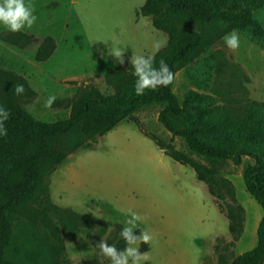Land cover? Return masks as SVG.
Masks as SVG:
<instances>
[{
  "label": "rangeland",
  "instance_id": "obj_1",
  "mask_svg": "<svg viewBox=\"0 0 264 264\" xmlns=\"http://www.w3.org/2000/svg\"><path fill=\"white\" fill-rule=\"evenodd\" d=\"M25 2L34 6L37 19L31 28L18 32L33 40L24 46L9 44L1 37L11 31L0 26V70L25 81L31 95L22 99V106L41 122L68 118L71 104L85 96L91 84L104 95L111 94V85L105 80L107 72L126 70L130 58L153 56L166 45V35L155 30L149 18L136 13L145 0ZM253 18L264 27V6ZM239 36L237 49H229L222 37L197 59L202 73L206 70L210 74L208 86H197L184 68L175 73L172 92L180 104L190 91L234 115L250 101L264 102V49ZM48 39L52 53L37 61L39 47L50 48L45 43ZM112 44L124 49L123 64L107 55ZM49 96L55 100L47 107ZM159 110L158 105L138 110L132 118L140 130L123 120L105 135L96 136L90 149L81 147L43 172L48 202L58 209L50 210L44 204L42 191L28 206L46 210L58 226L63 238L58 264H110L95 246L103 239L118 249L125 247L120 231L126 226L129 209L144 217L134 231H147L152 236L145 244L147 260L142 264H219V254L229 263L255 247L263 212L246 192L242 179L251 161L244 158L240 166H234L228 160L207 161L192 153L183 139L171 138L159 124ZM142 132L166 143L172 141L176 150L231 182L236 204L242 210V232L237 238L228 232L227 218L193 170L164 155ZM231 205L225 197L222 210ZM14 226L12 246L24 242L31 247L25 221L18 219ZM40 237L45 239L42 231Z\"/></svg>",
  "mask_w": 264,
  "mask_h": 264
},
{
  "label": "trees",
  "instance_id": "obj_2",
  "mask_svg": "<svg viewBox=\"0 0 264 264\" xmlns=\"http://www.w3.org/2000/svg\"><path fill=\"white\" fill-rule=\"evenodd\" d=\"M263 6L264 0H145L136 13L149 18L152 27L166 35V45L153 55L156 66L163 59L174 76L184 68L185 75L197 86H208L210 74L206 70L202 73L196 63L215 41L236 30L264 49V27L253 18ZM1 38L17 46L33 40L20 32H9ZM45 43L50 48L39 47L37 61L52 53L51 40ZM204 76L207 78L201 80ZM105 80L111 85V94L104 95L91 84L88 93L71 104L68 118L46 123L23 108L22 99L31 95L25 81L0 70V106L10 113L4 125L7 135L0 137V264H58L57 256L63 251L58 226L46 210L28 206L42 191L44 204L50 210L58 209L48 202L42 185L43 172L61 164L81 147L90 149L96 136L105 135L123 120L131 121L140 130L132 115L154 105L160 106L159 124L171 138L183 139L192 153L207 161L228 160L234 166H240L244 158L251 161L242 179L246 192L263 212L257 242L229 263L219 254V264H263L264 102L250 101L239 115H234L217 109L206 96L190 91L180 104L172 92L173 83L137 96L131 65L126 70L116 68L107 72ZM16 84H23V94H15ZM142 134L151 138L164 155L193 170L196 179L206 185L208 194L217 201L219 212L227 218L228 232L237 238L242 232V210L236 204L231 182L216 177L212 169L176 150L172 141L166 143L155 135ZM69 140L75 143L68 145ZM225 197L232 205L223 211ZM18 219L28 225L31 247L24 242L12 246L14 223ZM41 231L45 239L40 237ZM139 250L144 253L146 245L141 243Z\"/></svg>",
  "mask_w": 264,
  "mask_h": 264
},
{
  "label": "clouds",
  "instance_id": "obj_3",
  "mask_svg": "<svg viewBox=\"0 0 264 264\" xmlns=\"http://www.w3.org/2000/svg\"><path fill=\"white\" fill-rule=\"evenodd\" d=\"M34 6L26 3L25 0H0V26L11 32H18L25 28H31L36 22ZM224 42L229 49L235 50L240 45V36L236 30H232L224 37ZM157 48L160 45H156ZM124 49L118 45L112 44L108 49L107 55L116 58L120 63H124ZM101 55L105 53L101 52ZM132 75L135 77L134 90L137 96L145 94L146 90L156 91L159 87L172 84L174 73L163 59L159 61L158 67L152 55H136L130 58ZM25 91L23 84L15 85V94L20 95ZM55 96H49L46 106L50 107L54 102ZM9 110L0 106V137L7 135L5 121L9 119ZM129 218L125 221L126 226L122 227L120 236L125 241V247L118 249L115 245L101 241L95 246L100 252L110 260V264H142L147 260L145 253L139 249L141 243L148 244L152 236L147 231L134 232L138 228V222L143 221L144 217L129 209Z\"/></svg>",
  "mask_w": 264,
  "mask_h": 264
},
{
  "label": "crops",
  "instance_id": "obj_4",
  "mask_svg": "<svg viewBox=\"0 0 264 264\" xmlns=\"http://www.w3.org/2000/svg\"><path fill=\"white\" fill-rule=\"evenodd\" d=\"M143 5V4H142Z\"/></svg>",
  "mask_w": 264,
  "mask_h": 264
}]
</instances>
